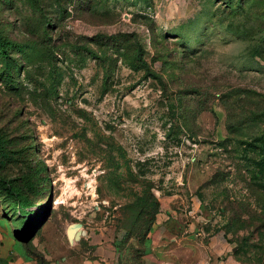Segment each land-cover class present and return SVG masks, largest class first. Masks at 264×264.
Wrapping results in <instances>:
<instances>
[{"label": "rangeland", "instance_id": "rangeland-1", "mask_svg": "<svg viewBox=\"0 0 264 264\" xmlns=\"http://www.w3.org/2000/svg\"><path fill=\"white\" fill-rule=\"evenodd\" d=\"M0 179V264L161 214L264 264V0H0Z\"/></svg>", "mask_w": 264, "mask_h": 264}, {"label": "crops", "instance_id": "crops-1", "mask_svg": "<svg viewBox=\"0 0 264 264\" xmlns=\"http://www.w3.org/2000/svg\"><path fill=\"white\" fill-rule=\"evenodd\" d=\"M177 215L161 214L144 238L135 239L123 229L92 228L77 246L85 251L65 258L64 264H230L227 243L220 235L205 241L195 228H180ZM84 250V249H83Z\"/></svg>", "mask_w": 264, "mask_h": 264}, {"label": "water", "instance_id": "water-1", "mask_svg": "<svg viewBox=\"0 0 264 264\" xmlns=\"http://www.w3.org/2000/svg\"><path fill=\"white\" fill-rule=\"evenodd\" d=\"M82 233H84L83 231H77L76 233H75V238H78L79 237V235L80 234H82ZM33 234H34V232L32 233V234H29V235H27V236H25L24 238H23V241L24 242H27L32 236H33ZM78 235V236H77Z\"/></svg>", "mask_w": 264, "mask_h": 264}, {"label": "trees", "instance_id": "trees-1", "mask_svg": "<svg viewBox=\"0 0 264 264\" xmlns=\"http://www.w3.org/2000/svg\"><path fill=\"white\" fill-rule=\"evenodd\" d=\"M0 182H1V184H2V186L3 187H5V181L4 180H2V179H0ZM5 190H6V192L8 193V194H10V195H16L17 197H19V194H14V192L12 191V189L11 188H5ZM140 215H141V213H140Z\"/></svg>", "mask_w": 264, "mask_h": 264}]
</instances>
